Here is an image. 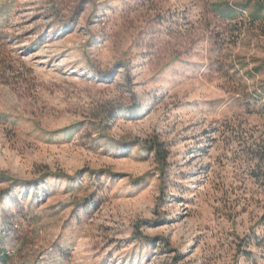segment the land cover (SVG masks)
<instances>
[{"label":"rangeland","instance_id":"1","mask_svg":"<svg viewBox=\"0 0 264 264\" xmlns=\"http://www.w3.org/2000/svg\"><path fill=\"white\" fill-rule=\"evenodd\" d=\"M246 2L0 0V264H264Z\"/></svg>","mask_w":264,"mask_h":264},{"label":"trees","instance_id":"2","mask_svg":"<svg viewBox=\"0 0 264 264\" xmlns=\"http://www.w3.org/2000/svg\"><path fill=\"white\" fill-rule=\"evenodd\" d=\"M252 2H246L245 5L241 8L236 6L235 4L229 3L226 6H220L216 5L211 8V12L214 14V17L220 20L224 25H226L225 31H230L232 29V23L237 21V16L240 14L241 19L240 22H255V21H264L263 18H261L262 13L264 12V8L259 6L258 3L255 4L254 10L250 8V5ZM246 16V17H244ZM239 35H242L244 29L242 27L234 28ZM264 90V89H263ZM262 96L264 97V93H262ZM254 161H258L261 166L264 167V147L260 148L259 150L256 149L252 152ZM264 176V175H263ZM264 180V177H263Z\"/></svg>","mask_w":264,"mask_h":264}]
</instances>
